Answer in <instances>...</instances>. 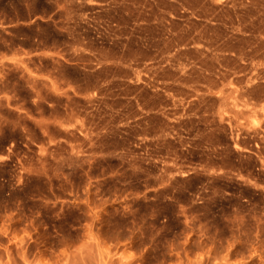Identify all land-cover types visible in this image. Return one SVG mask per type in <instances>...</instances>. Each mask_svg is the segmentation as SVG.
Listing matches in <instances>:
<instances>
[{
  "label": "rangeland",
  "instance_id": "374dc122",
  "mask_svg": "<svg viewBox=\"0 0 264 264\" xmlns=\"http://www.w3.org/2000/svg\"><path fill=\"white\" fill-rule=\"evenodd\" d=\"M0 264H264V0H0Z\"/></svg>",
  "mask_w": 264,
  "mask_h": 264
},
{
  "label": "snow or ice",
  "instance_id": "6c2138e0",
  "mask_svg": "<svg viewBox=\"0 0 264 264\" xmlns=\"http://www.w3.org/2000/svg\"><path fill=\"white\" fill-rule=\"evenodd\" d=\"M0 159H2V158H0Z\"/></svg>",
  "mask_w": 264,
  "mask_h": 264
}]
</instances>
